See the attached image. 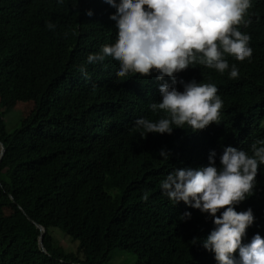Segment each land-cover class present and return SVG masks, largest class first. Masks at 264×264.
Returning a JSON list of instances; mask_svg holds the SVG:
<instances>
[{
  "label": "trees",
  "instance_id": "16d2710c",
  "mask_svg": "<svg viewBox=\"0 0 264 264\" xmlns=\"http://www.w3.org/2000/svg\"><path fill=\"white\" fill-rule=\"evenodd\" d=\"M251 1L237 27L249 34L252 55L225 56L238 77L198 64L179 73L216 83L223 106L210 133L219 155L245 132L248 148L264 138V0ZM114 11L104 0H0V264H105L118 249L134 254L132 264H217L201 243L212 217L173 205L160 187L172 169L200 161L198 135L177 127L141 137L135 120L162 114L149 108L154 80L116 77L111 58L79 71L90 53L116 41ZM21 100L33 107L8 130L5 117ZM255 180L236 205L253 210L244 240L264 237V165ZM185 210L191 217L180 220Z\"/></svg>",
  "mask_w": 264,
  "mask_h": 264
},
{
  "label": "clouds",
  "instance_id": "9594fccd",
  "mask_svg": "<svg viewBox=\"0 0 264 264\" xmlns=\"http://www.w3.org/2000/svg\"><path fill=\"white\" fill-rule=\"evenodd\" d=\"M104 2L115 9L109 19L117 29L116 41L90 53L79 71L85 73L87 64H102L111 58L119 65L116 77L139 73L154 80V101L149 108L153 114H162L155 120L144 117L135 120L141 137L150 132L171 134L177 127L190 128L203 146L198 163L174 168L161 180L163 194L173 205L183 201L212 217L215 227L201 243L214 253L217 264H264V237L256 233L244 240L246 229L254 221L253 210L251 207L236 210V205L253 194L258 167L264 165V138L248 148L245 132L241 142L222 144L220 155L217 154L211 144L210 123L219 122L223 101L216 83L197 78L186 82L179 75L198 64L220 73L229 70L230 78L238 77L237 66H230L225 56L244 61L252 55L249 34L237 27L246 23L244 17L252 1ZM86 15L92 16L93 10L87 9ZM180 85L182 91L177 89ZM159 156L168 160L170 150L161 148ZM143 198L147 199V194ZM190 217L187 210L179 215L180 220Z\"/></svg>",
  "mask_w": 264,
  "mask_h": 264
},
{
  "label": "rangeland",
  "instance_id": "374dc122",
  "mask_svg": "<svg viewBox=\"0 0 264 264\" xmlns=\"http://www.w3.org/2000/svg\"><path fill=\"white\" fill-rule=\"evenodd\" d=\"M33 107V102L30 100H21L18 101L14 107L9 111V113H7L6 117H5V121L8 127V130H11V128L16 125L18 119L29 113L30 110ZM53 234L57 236V234L59 232H61L59 229L57 228H53L52 229ZM62 233V232H61ZM66 235V234H65ZM66 237H69L68 235H66ZM70 239V237H69ZM72 240V239H71ZM74 243V248L71 249L73 247V245H70L68 249L74 250L75 246L77 244V241L72 240ZM134 254L129 253L127 251H123L122 249H118L114 252L113 256L111 257V259L105 263V264H132V261L134 260L133 257Z\"/></svg>",
  "mask_w": 264,
  "mask_h": 264
},
{
  "label": "water",
  "instance_id": "95a60500",
  "mask_svg": "<svg viewBox=\"0 0 264 264\" xmlns=\"http://www.w3.org/2000/svg\"><path fill=\"white\" fill-rule=\"evenodd\" d=\"M1 149H2L1 151L3 152V150H4L3 146H2ZM2 152H1V153H2ZM41 238H42V235L40 236V243L42 242Z\"/></svg>",
  "mask_w": 264,
  "mask_h": 264
}]
</instances>
